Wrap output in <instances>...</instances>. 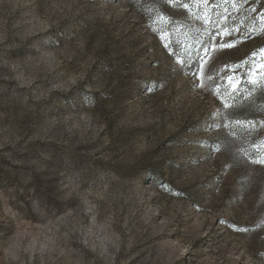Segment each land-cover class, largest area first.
<instances>
[{"label":"rangeland","instance_id":"rangeland-1","mask_svg":"<svg viewBox=\"0 0 264 264\" xmlns=\"http://www.w3.org/2000/svg\"><path fill=\"white\" fill-rule=\"evenodd\" d=\"M0 264H264V0H0Z\"/></svg>","mask_w":264,"mask_h":264},{"label":"trees","instance_id":"trees-1","mask_svg":"<svg viewBox=\"0 0 264 264\" xmlns=\"http://www.w3.org/2000/svg\"><path fill=\"white\" fill-rule=\"evenodd\" d=\"M249 112H250V109H249ZM219 143H220L222 149H224V148H226L228 146V140H227V138H226V136H225L224 131H223L222 128L220 130ZM223 153L225 154V156L227 158H230V154L228 152H223Z\"/></svg>","mask_w":264,"mask_h":264},{"label":"snow or ice","instance_id":"snow-or-ice-1","mask_svg":"<svg viewBox=\"0 0 264 264\" xmlns=\"http://www.w3.org/2000/svg\"><path fill=\"white\" fill-rule=\"evenodd\" d=\"M229 47H230V45H229Z\"/></svg>","mask_w":264,"mask_h":264}]
</instances>
